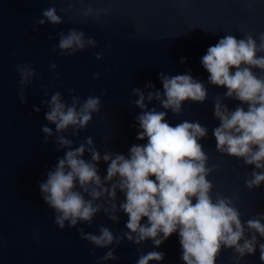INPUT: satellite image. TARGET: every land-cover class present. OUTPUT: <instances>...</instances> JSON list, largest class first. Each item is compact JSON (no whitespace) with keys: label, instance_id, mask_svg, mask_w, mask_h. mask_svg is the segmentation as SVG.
I'll use <instances>...</instances> for the list:
<instances>
[{"label":"water","instance_id":"water-1","mask_svg":"<svg viewBox=\"0 0 264 264\" xmlns=\"http://www.w3.org/2000/svg\"><path fill=\"white\" fill-rule=\"evenodd\" d=\"M52 7L63 23L37 25L42 11ZM89 7L94 12L85 17L83 13ZM96 9L109 11L97 15ZM70 29L82 31L85 39L92 38L97 46H87L72 56L61 55L59 34L66 35ZM261 33L264 0H0V264H137L141 255L151 251L164 256L149 264H184L178 233L159 247L152 239L139 244L121 239L119 244L109 246L117 259L102 262L100 257L109 248H96L80 238L77 228L96 235L101 226L114 236L128 231V218L118 207L124 199L119 189L115 201L107 193L94 201L101 205V211L90 225L80 222L69 228L66 223L64 229L55 225L54 213L39 191V184L65 152L55 142V126L45 120L48 108L41 103L55 92L61 93L66 104L71 103L72 96H78L81 102L88 96L100 98V110L92 114L85 129L77 136L71 134V128L61 134L73 141V148L91 137L101 156L110 152L127 157L132 145L147 142L136 139L140 130L137 116L142 109L135 104L139 97L133 89L144 92L145 110L165 111L171 125L185 120L199 122L207 128V136L200 140L209 157L207 166H215L207 177L213 184V200L217 193L232 199L242 223L254 218L264 223V182L251 190L244 183L251 179L253 171L264 169L218 152L212 134L219 126L214 116L215 99L219 97L230 110L239 102L225 98V88L210 84L209 73L201 64L208 47L223 36L231 34L241 39L251 34L258 44ZM98 54L101 59H96ZM181 58H185L183 63ZM18 64L28 65L36 73L23 89L24 103L19 98ZM52 64L56 65L54 70ZM253 71L264 75L259 69ZM161 72L168 76L190 74L207 88L205 101L183 102L178 116L163 109L159 100L149 101L148 93L157 90L164 98ZM95 73H99L98 79ZM149 82L152 88L145 87ZM44 126L53 129L47 143L41 131ZM83 158L90 160V153L86 151ZM97 168L104 187L117 182V178L104 181L107 163L103 159L97 162ZM112 203L117 204L114 214L118 221L109 219L104 212H111ZM141 223H146V218ZM253 234L245 227V238ZM255 235V254L239 258L234 250L222 246L215 264H262L258 245L264 243V238Z\"/></svg>","mask_w":264,"mask_h":264},{"label":"clouds","instance_id":"clouds-1","mask_svg":"<svg viewBox=\"0 0 264 264\" xmlns=\"http://www.w3.org/2000/svg\"><path fill=\"white\" fill-rule=\"evenodd\" d=\"M108 11L95 10L97 15ZM93 12L89 7L83 15L88 17ZM45 23H63L54 7L43 10L36 21L37 25ZM59 37L61 55L72 56L87 46H97L95 40L85 39V34L75 29H70L66 35L60 33ZM257 39L258 44L251 34H245L241 39L225 35L214 46L208 47L201 64L209 73L208 82L225 88V98L239 102V106L230 110L226 104H221L219 97L215 99L214 116L219 120V126L212 134L216 150L243 158L245 164L254 165L255 169H264V75L258 76L253 71L264 72V55H257L264 53V33ZM96 59H101V55L98 54ZM184 60L181 58L182 63ZM50 67L54 70L56 65ZM16 70L20 75L19 98L24 103L23 89L36 73L28 65L18 64ZM93 75L99 78V73ZM159 78L164 98L161 99V92L157 90L149 92L147 99L159 100L163 109L171 110L176 116L181 114L183 102L202 103L207 97L205 85L190 74L168 76L161 72ZM145 87L152 88L153 85L149 82ZM133 94L139 97L135 104L142 109L137 116L140 130L136 139L147 142L132 145L127 157L123 154L113 156L110 152L101 156L91 137L73 148V141L61 134L71 128V134L77 136L85 129L92 114L100 110L99 97L88 96L81 102L78 96H72L71 103L66 104L61 93L55 92L50 99L41 102L48 108L45 120L55 126V142L65 149L63 157L58 158L55 167L47 173L46 180L39 184L42 200L54 213L55 225L59 229H64L66 223L69 228L80 222L90 225L101 211V205L94 201L105 193L115 201L119 189L124 199L118 207L128 218L125 225L128 231L123 236H114L103 226L99 227L98 235L77 228L82 240L96 248H109L100 257L101 262L117 259L109 246L119 244L121 239L127 238L137 244L152 239L159 247L173 233H178L184 264H215L222 246L234 250L239 258L255 254L258 243L255 234L264 238L261 219H248L242 223L241 213L232 199L217 193L213 200L210 195L213 184L207 177L215 166H207L209 157L200 143L207 136V128L187 120L173 126L166 121L165 111L145 110L147 105L142 90L133 89ZM33 110L40 111L39 108ZM41 131L47 143L53 129L44 126ZM86 151L90 153V160L83 158ZM101 159L107 163L104 181L117 178L110 187L103 186L99 175L97 162ZM261 182H264V172L257 171L251 173V179L244 181L249 190L259 187ZM116 209L117 204L112 203L111 212L108 209L104 212L109 219L118 221L119 217L114 214ZM144 218L146 223H141ZM245 227L255 233L251 238H245ZM258 247L259 259L264 264V243H259ZM163 256L162 252L151 251L141 255L137 264L161 261Z\"/></svg>","mask_w":264,"mask_h":264}]
</instances>
